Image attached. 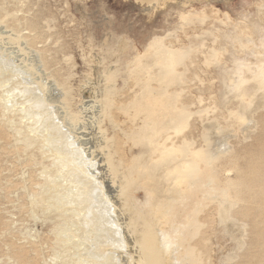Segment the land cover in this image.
<instances>
[{
    "label": "rangeland",
    "instance_id": "1",
    "mask_svg": "<svg viewBox=\"0 0 264 264\" xmlns=\"http://www.w3.org/2000/svg\"><path fill=\"white\" fill-rule=\"evenodd\" d=\"M263 14L264 0H0V264L146 262L138 246L143 219L162 199L159 190L164 195L136 170L160 158L155 142L140 136L147 119L136 105L148 84L166 103L156 144L186 139L213 151L221 177L240 185L229 219L208 202L199 217L203 229L192 244L202 264H264V90L248 89L253 97L244 101L230 73L246 56L240 45L256 38L252 22L264 27ZM169 50L182 55L165 77ZM65 95L68 105L60 102ZM45 98L39 109L34 102ZM169 120L184 123L178 137L167 131ZM28 136L44 141L34 140L43 150ZM27 143L37 150L26 151ZM156 222L149 224L165 248L174 228L168 235Z\"/></svg>",
    "mask_w": 264,
    "mask_h": 264
},
{
    "label": "bare ground",
    "instance_id": "2",
    "mask_svg": "<svg viewBox=\"0 0 264 264\" xmlns=\"http://www.w3.org/2000/svg\"><path fill=\"white\" fill-rule=\"evenodd\" d=\"M247 16L248 15H246V17ZM258 20H259V18H258ZM243 24H244V22H243ZM248 25H250V24H248ZM250 26L253 27V31H251V30H249V31H251L252 33L254 32V35H255L256 38L253 37L252 40H248L249 38H247V41H245V44L243 42V44L240 45V46H242L243 51L244 50L246 51V56L244 55V58H241L239 60H236L235 61V66H234L233 70L230 72L233 75V78L231 80V81H233L232 84H231L232 90H234V91H236L238 93H239V91H241V93H239V94L243 98L244 101L246 99H249L250 97H253L251 90H255V89L256 90H264V27H262L261 24L258 23V21L257 22H252V24ZM245 27H246V25H245ZM246 28L248 30V26ZM249 31H247V33ZM252 33H251V35H252ZM234 37H229V39L232 40V41H234V40H238V38L239 39L242 38L241 35H237V36H234ZM239 41H241V40H239ZM161 43H162V41L158 39L157 41H155L152 44V47L155 48L156 46H160ZM252 44H253V46H251ZM152 47H151V49H152ZM162 47L165 49V46H162ZM158 48H159V51H160L161 48L160 47H158ZM161 51H163V50H161ZM169 51H171V50H169ZM169 51L168 52L166 51L163 54L164 55L163 57H162V54H161V57L163 59V62H162L163 70L162 69L161 70L164 72L165 77L166 76H169V75H172L173 73L175 74L176 65H177V63L179 61V58H181V55H182L179 51H175V50L174 51L172 50L171 52H169ZM157 53L158 52H156V54ZM161 53H163V52H161ZM215 53L217 54L218 52H215ZM215 53H214V56H216ZM238 55H240V54H238ZM247 56H250L251 58H249ZM215 58H217V57H215ZM148 75H150V74H148ZM136 78H138V77H136ZM252 81H253V83H252L253 85L250 86V82H252ZM146 82L143 83L144 86H145ZM149 82L150 81H148V83ZM151 82H152V80H151ZM144 86H142V87H144ZM61 87H62L61 89H64V90L66 89V87L64 85H61ZM146 87H149V88H147V90H146L147 95H146V98H145L146 99L145 102L143 104H140V106H138L139 104L136 105V106L138 108L140 107V110H138V108H137V110L139 112H142L141 108H143V110H145V112L144 111L143 112L146 113L145 115H146L147 122L144 121V122H146V124H144V127L141 129V133L143 131L146 134V132L148 131V133H152V134L151 135H148V137H147V135L145 136L144 133H142V135L140 133V136H141V139L142 140H146V141L148 140L149 143H152V142L154 143L155 142L154 145L157 148L156 149L153 148V149H154V152L160 151V158H156L155 159V162H154V165L153 166H150L147 163H145V164L139 165L136 170H137V173H139V174L148 173L150 175L148 177H150L152 180H154L155 183H156V186L159 187L158 190L161 189V187L163 188L162 191L164 192V195L162 197H159V195H158V194H160V190H159V193H157V196H158L157 198H162V199H159L158 201H155L156 203L154 204V206L151 205L152 210H151L150 213H152V216L151 217H154L155 221L158 222V223L157 222L156 223L158 224V226L160 228L163 225L165 226V227L163 226V228H166L167 227L166 230H163V233L169 235V233H171L172 231L169 232L168 229L171 230V228L172 229L174 228V233H173V236L171 238L172 241L169 240L170 241L169 242L170 244L167 245L165 248H162L161 247V244H160L161 242L159 243V239L161 237L158 238V236H157V234L160 232V229L154 228V229H158L159 230V232L157 231L158 233L155 230V232H156V235H155L154 234L155 232H153V228H152V227H155V226H150L151 224H149L150 222H154V219L152 221V218L150 217V214L147 213L149 215V217L151 218V221H149L150 218H147V220L148 219L149 220H148V222H147L148 224L146 226V224H144V223L147 220H146V218L143 219L145 222L143 224L141 223L142 224V227H143V225H145L147 228L145 226L143 227V228L146 229V231H145V229H143L145 231V233H144L143 230H142V232H143L142 234L143 235H141V239H138V240H140L138 242L139 244L137 243L138 246L141 249L140 250L141 251V254H142V258L141 259H143V260L145 259L146 262H148V264H167V263L169 264L171 262V259L174 260L173 259V255L174 254L172 256L169 255L170 248H171L172 245H174V243H176L178 241L179 242L178 243L179 244V249L177 251L175 250V255H176L175 256V260L180 261L181 263L183 261L186 262V263H183V264H202V262H201L202 260L200 259V257H198L199 255L196 254L198 250L195 247H197V246L194 245L195 246L194 247L193 244H192L193 240H195L196 238H198V235L200 234L199 231L201 229H203V226H202V223H201L199 217L203 213V211L205 210V207L208 206L207 208H209V205L208 204L206 205V203L208 202L209 204H211V203L212 204H217L219 214H224V215L227 216V219H229L230 216H232L231 214L233 213L236 205H238L237 203H238L239 200H237V197H238V195L240 193V191H239L240 190V185L238 184L237 181H236L237 183L235 181H232L231 178H230L231 179L230 180L228 178L223 177V178H225V179H223L221 177V176L224 175V171H223L222 175H220V172H219V169L220 168H218L219 167V164H221V159L217 158V155L215 154L216 155L215 156L213 154V151H211L210 154H208L204 150V148L197 149V148H195V146L193 147L192 145H190L186 141V139H183L180 145H176V143H174L176 141H173V143L169 147L166 146L167 143L166 144L165 143H162V144H164V145L161 144L162 146H159V143L156 144L158 140L155 141V137L156 136H159L158 134L161 133V130H164L165 129V126L160 125L161 124V121H162L160 119L161 118L163 119L162 116H163V113H164V111L166 109V103L163 102V100H165V99H163L162 97L154 96L153 95V90L150 89L151 87L149 86V84L145 86V89H146ZM248 89H251V90L249 91ZM24 90H25V88L22 91H24ZM149 90H151V91L148 93ZM28 92L25 93V94H28ZM231 92H233V91H231ZM41 93L45 97L46 94L44 95L43 91ZM62 93H63V91H62ZM145 94L143 96H145ZM29 95H31L30 92H29ZM65 97H67V99ZM65 97L63 96V98L61 99L60 102L65 103V104L68 105V103H69L68 95L67 96L65 95ZM28 98H30V96H28ZM31 98H32V96H31ZM36 100L37 101L34 102V100L32 99V101L35 103V105L37 107L39 106L38 107L39 109H40L41 105H43V106L46 105L45 104L46 103V100H47L46 98H45V100H43V102L41 100H39V99H36ZM133 102H135V100ZM135 104H137V103L132 104V106L135 105ZM136 106H135V109H136ZM133 108H134V106H133ZM174 108H176V107H174ZM3 109L1 111H4ZM176 110L177 109H175V111ZM181 112H183V111H181ZM137 116H138V114H137ZM10 118H12V117H10ZM17 119H19V118H17ZM169 121L171 122V124H173V126L171 128H169V126H168L167 127L168 128L167 131L168 132L174 131V134L176 135V137H178V135H181L182 132H183V130H184V128H185L184 123L183 122H177L176 120H169ZM4 125L6 126L5 122H4ZM139 131H140V129H139ZM133 132H134V130H133ZM20 133H21V131H20ZM21 134H23V136H24L26 133L24 132V133H21ZM143 134H144V136H143ZM27 135H29L28 132H27ZM23 136L22 135L20 136V137H22L21 142H22L23 139H26L27 138L26 136H25L26 138L23 137ZM30 136H28L29 139H32ZM32 136H33V138L34 137L36 138V136H34V135H32ZM37 138H38V136H37ZM138 138H140V137L138 136ZM27 140H28V138H27ZM32 140H29V141H31V143L29 141H27V142H29L31 145L32 144L34 145V140H38V139H32ZM17 141H19L18 143H21L20 140H17ZM39 141L42 142L40 140V138H39L38 142ZM169 141L171 142V140H169ZM23 143H24V141H23ZM29 143H27V146H26V148H28L26 151H28L29 153H30L31 149L35 145L37 146V149H39V150H40V148L42 149V147H43V146H41V147L38 148V144L39 143H36V142H35V145L34 146H28ZM24 144L26 145V143H24ZM24 144H20V145H24ZM25 145H24V147H25ZM17 147L18 146L16 144V148ZM29 147H32V148L30 149ZM71 147H72V145H71ZM33 149H36V148L34 147ZM51 151H53V150H51ZM150 152L152 153V151H150ZM24 153H26L28 155L27 152H24ZM33 154H35V153H33ZM41 154H43V153H41ZM29 156L30 155H28L27 158H30V157L33 158V155L30 156V157ZM50 157H53V156H50ZM228 157L229 158H224L222 161L223 162H226L228 160V162H226V163H229V161H232L231 160V155H228ZM34 159L38 161V158L37 159L34 158ZM149 159H151V158H149ZM26 160H25V162L28 161V160L27 161ZM151 161H152V164H153V160H151ZM33 163H34V161H33ZM258 163H260V162H258ZM36 164L37 163H35V165ZM222 164H224V163H222ZM229 166L230 165H228V168H230ZM82 169H84V168H82ZM222 169H223V166H222ZM226 170H227V168H226ZM235 173H236V171H235ZM226 174H228V173H226ZM85 175L87 176V174H84L83 176L85 177ZM88 178H89V176H88ZM91 179L89 178V180H91ZM166 183L168 184L169 187L167 185L165 187V184ZM60 186H61V184H60ZM167 187L170 188V189H168ZM158 190H157V192H158ZM90 192H92V191H90ZM187 192H189V194ZM170 195H173V196L170 197ZM43 199L44 198L42 197V200ZM83 199H84V197H83ZM79 201H80V199H79ZM79 201H78V203H80ZM81 202H82V200H81ZM60 203H63V202H60ZM146 204L149 206L148 201L146 202ZM63 205H65V204L63 203ZM63 207H65V206H63ZM60 208H62V207H60ZM70 208L73 209L74 207L73 208L70 207ZM64 209H66V207ZM68 209H69V207L66 210H63V208H62V211H64V212L66 211L68 213ZM71 209H69V210H71ZM62 211H61V214H65V213H62ZM77 211H79V210H77ZM59 214L60 213H58V215ZM60 215H59V217H61ZM134 215H135V213H134ZM145 215H146V213H145ZM62 218H64V216ZM64 219H62V220L64 221ZM135 222H137V221H135ZM153 224H155V223H153ZM60 226H62V225H60ZM135 226H136V223H135L134 227ZM148 226H150V229L152 228V230H150ZM131 228H132V226H131ZM58 229H60V230H58V231L56 230L57 231V232L55 231L56 234L58 232L59 233H63V231L61 230L62 227L60 228L58 226ZM135 230H136V227H135V229L133 228V230H131L133 234H134V232H137ZM165 231H167V233ZM175 232H177V233H175ZM59 233H58V235H59ZM165 234H163V235H165ZM135 235H137V234H135ZM167 236H166V240H167ZM56 237H57V235H56ZM164 239H165V237H164ZM164 239H163V241H164ZM166 242H168V241H166ZM73 245H74V243H73ZM62 246H63V244H62ZM68 250H69V248H68ZM14 252H16V251H14ZM21 252H22V250H21ZM177 264H178V262H177Z\"/></svg>",
    "mask_w": 264,
    "mask_h": 264
}]
</instances>
